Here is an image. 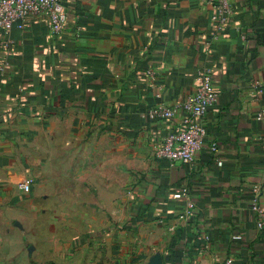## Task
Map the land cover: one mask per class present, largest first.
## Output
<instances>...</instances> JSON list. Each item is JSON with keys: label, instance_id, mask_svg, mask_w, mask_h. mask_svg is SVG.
<instances>
[{"label": "crops", "instance_id": "crops-1", "mask_svg": "<svg viewBox=\"0 0 264 264\" xmlns=\"http://www.w3.org/2000/svg\"><path fill=\"white\" fill-rule=\"evenodd\" d=\"M229 1L221 31L210 0H62L61 35L0 29V264H264V0ZM204 69L207 145L173 166L185 113L146 114Z\"/></svg>", "mask_w": 264, "mask_h": 264}, {"label": "built area", "instance_id": "built-area-1", "mask_svg": "<svg viewBox=\"0 0 264 264\" xmlns=\"http://www.w3.org/2000/svg\"><path fill=\"white\" fill-rule=\"evenodd\" d=\"M215 9L213 21L218 31L223 30L232 16V6L229 0H210ZM45 20L51 32L61 35L65 31L68 13L62 0H0V29L9 30L17 27L23 30L28 19ZM147 75L154 76V70ZM197 87L180 107L171 108L159 104L146 117L157 120L172 119L179 110L185 113L182 128L167 136L157 149L156 156L168 161L171 165L178 163L190 164L195 161L197 154L207 145L208 130L205 124L206 117L217 102L219 95L213 82L211 70L204 69L196 77ZM210 151L217 158L218 146L211 143ZM35 184L31 178L19 184L18 189L26 193ZM195 205L190 203L186 210L187 217L193 214ZM257 216V226L264 230V208L255 202L252 207ZM232 264V260L227 262Z\"/></svg>", "mask_w": 264, "mask_h": 264}, {"label": "water", "instance_id": "water-1", "mask_svg": "<svg viewBox=\"0 0 264 264\" xmlns=\"http://www.w3.org/2000/svg\"><path fill=\"white\" fill-rule=\"evenodd\" d=\"M149 264H163L161 256H155L154 258H152Z\"/></svg>", "mask_w": 264, "mask_h": 264}]
</instances>
